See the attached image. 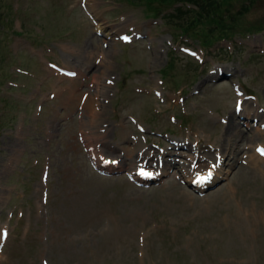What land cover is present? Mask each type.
<instances>
[{
	"label": "rangeland",
	"instance_id": "1",
	"mask_svg": "<svg viewBox=\"0 0 264 264\" xmlns=\"http://www.w3.org/2000/svg\"><path fill=\"white\" fill-rule=\"evenodd\" d=\"M140 1L0 0V264H264V133L240 118L221 140L240 96L264 114V32L214 43L203 26L204 46ZM248 6L237 24L264 27V0ZM197 144L221 171L205 190L179 152ZM142 159L166 172L138 181Z\"/></svg>",
	"mask_w": 264,
	"mask_h": 264
},
{
	"label": "trees",
	"instance_id": "2",
	"mask_svg": "<svg viewBox=\"0 0 264 264\" xmlns=\"http://www.w3.org/2000/svg\"><path fill=\"white\" fill-rule=\"evenodd\" d=\"M144 1V2H142ZM147 6V17L162 18L174 37L192 35L199 37L202 43L209 44L207 34L203 35V26L210 28L213 42L232 39L236 35H248L264 31L256 26L245 29L237 23L254 0H142ZM142 2V3H141ZM240 8L237 9V6ZM201 29V30H200ZM217 32V34H215ZM212 42V43H213ZM213 43V44H214Z\"/></svg>",
	"mask_w": 264,
	"mask_h": 264
},
{
	"label": "bare ground",
	"instance_id": "3",
	"mask_svg": "<svg viewBox=\"0 0 264 264\" xmlns=\"http://www.w3.org/2000/svg\"><path fill=\"white\" fill-rule=\"evenodd\" d=\"M88 3H90V5H89V7H91V8H94L95 6H94V3H92L93 2V0H86ZM97 15V14H96ZM106 24L104 23V22H98V24H97V26H96V34H97V32H98V30H100L99 32H100V34H102V36H103V38L105 37V39H107V42L109 43V44H114V39H113V37H112V34L111 33H109L107 30H106ZM108 38H111V40H109ZM98 41H101L100 40V37H98L97 35H93L90 39H89V42H88V44H90V46H92V45H94V44H97V42ZM89 46V47H90ZM97 46H98V44H97ZM111 49L113 50V52H115V49H113V46H111ZM113 55H114V53H111L110 54V56L109 57H104L103 58V60H102V62H108V63H106V65L108 66L107 68H106V70H105V76H104V78H105V81H104V84H103V86H102V88L104 89V90H106V89H109L110 88V86L109 85H107V80L108 79H110V77L108 76V72H112L113 71V69H114V67L111 65L112 63H111V59L113 58ZM87 58H89V57H91V56H86ZM159 59H160V57H159V55L158 54H156V56H155V58H154V60H153V64L154 65H156V64H158L159 63ZM101 62V63H102ZM110 64V65H109ZM156 66H158V65H156ZM228 68V67H227ZM228 70V72H229V69H227ZM80 73L82 72V71H79ZM217 70H215V71H213L212 72V76H215L216 74H217ZM216 73V74H215ZM74 81H75V79H74ZM73 81V82H74ZM109 81V80H108ZM111 82V81H110ZM60 88H62V87H60ZM56 89V88H55ZM54 89V90H55ZM68 89V88H67ZM156 89H158V91H160L159 90V88L158 87H156ZM63 90V89H62ZM104 90H102L101 91V89H100V91H101V93H104L103 91ZM110 90V89H109ZM56 91H57V89H56ZM59 92H60V90H58ZM70 91V90H69ZM107 91V90H106ZM105 91V92H106ZM109 92V91H108ZM108 92H106V94L108 93ZM73 95H74V97H75V91L73 90ZM91 94V93H90ZM73 95H69L71 98L70 99H73ZM82 96L83 95H81L80 96V101H81V99H82ZM108 96V95H107ZM68 97V96H67ZM66 97V98H67ZM106 97V96H105ZM69 98V97H68ZM78 97H76V99H77ZM66 100V99H65ZM107 100V99H106ZM67 101H68V99H67ZM100 101V100H99ZM100 103V102H99ZM99 103H96V101L94 102V98H92V97H89V98H87L86 100H85V102H84V104L86 105V108H84V110L86 109L87 111H85V112H88V117H89V123H91V124H95L96 122H97V118H98V114H97V111L95 112V110L93 109V108H95L94 107V105L97 107V105H98V107H99ZM81 104V103H80ZM239 104H241L242 105V107H241V110L238 112V111H234L231 115H230V118H229V121H228V123H227V125L225 126V131H224V134H223V136H221V140H224V141H232V136H233V133L234 134H236L237 132H238V127H239V125H240V123H241V121H240V118L243 120V123L244 124H249V126L250 127H252V128H255V130H256V132L259 134V132L261 133V132H263L264 133V130L261 128V127H264V114H261L260 112H259V110L257 109V108H255V107H251L250 105H249V102H248V100H246V98L245 97H239ZM85 105L83 106V107H85ZM99 113V112H98ZM87 114V113H86ZM252 121L251 123H249V121ZM226 123V122H225ZM94 126V125H93ZM241 130V129H240ZM202 137V136H201ZM200 135L197 137L198 138V140L200 141ZM236 137V136H235ZM238 137V136H237ZM196 139V138H195ZM220 140V141H221ZM237 140V139H236ZM179 141H184V142H180V143H186L187 144V141H185V140H179ZM193 141L194 142H196L194 139H193ZM237 142V141H236ZM198 143V142H197ZM238 143V142H237ZM226 144V143H225ZM239 144V143H238ZM222 145V144H221ZM229 145V144H228ZM240 145V144H239ZM173 147H176V148H179V143L177 144V140H174L173 141V145H172ZM233 146V145H232ZM185 147V146H184ZM226 147V146H225ZM171 148V147H170ZM175 148V149H176ZM229 148V147H228ZM238 148V147H237ZM191 149H192V153L191 154H189V155H187V154H184L183 153V151H179L180 153H182L183 154V156H186V157H189L187 160H191L190 162H189V172L192 170V168L190 167L191 166V163L193 162V168H195V169H193V170H195L196 172H198V171H202V169L204 168V170L205 169H207L208 170V172H209V170L211 169V164H207V165H205L204 167H201L200 166V161L198 162V159H197V156H198V154H199V147H198V144H197V147H191ZM225 148H223V150H224ZM236 151L238 150V149H235ZM221 151V150H220ZM138 153V152H137ZM146 153V152H145ZM149 153V152H148ZM226 153H228V152H226ZM232 153V152H231ZM169 154V153H168ZM236 154V153H235ZM138 155V154H137ZM137 155L134 157V158H130V161L133 163V160H135L136 159V157H137ZM147 155V154H146ZM223 155V154H222ZM230 155V154H229ZM139 156V155H138ZM149 156V155H148ZM159 156H161V155H158V157ZM209 156V155H208ZM228 156V155H227ZM236 156V155H235ZM259 156V155H258ZM147 157V156H146ZM145 157V158H146ZM217 157H218V159H220L221 157L220 156H217L216 155V158H215V162L217 161ZM220 157V158H219ZM239 157V156H238ZM237 157V158H238ZM251 157H253V158H256V156H254V155H252ZM148 158V157H147ZM206 158V157H205ZM224 158V157H223ZM233 160H235V161H237L236 159V157H231ZM97 159V158H96ZM103 159H105V158H103ZM115 159V158H114ZM124 159V158H123ZM229 159V158H228ZM227 159V160H228ZM239 159V158H238ZM149 160V159H148ZM148 160H146V161H144V159H142V163H139L138 165H140V166H137L138 168H137V177H139V178H141V171L142 170H145V169H148L150 172H151V174L153 175L152 177H154V176H156V175H158V176H160V174H159V171H160V168H158L159 169V171H156V169L154 168V167H151V166H149L148 164ZM171 160H172V158H171ZM179 160V159H178ZM207 160V159H206ZM232 160V161H233ZM100 161H102V159L100 160ZM116 161H118V160H116ZM153 161V160H152ZM96 162V161H95ZM99 162V161H98ZM153 162H155V161H153ZM231 162V161H230ZM229 162V163H230ZM123 163V162H122ZM174 163V162H173ZM183 163V162H182ZM181 163V164H182ZM211 163V162H210ZM236 163V162H235ZM96 164H98V163H96ZM101 164V163H100ZM131 164V163H130ZM165 164V163H164ZM168 164H169V162H168ZM227 164V163H226ZM120 165H121V163H120ZM157 166H159V165H157ZM176 167H178V164L177 165H175ZM182 166V165H181ZM109 167V166H108ZM160 167H162L163 169V171L164 172H166V168L164 167V165L162 164ZM174 167V166H173ZM222 167V166H221ZM185 168V167H184ZM214 168V167H213ZM216 168V167H215ZM183 169H181V171H182ZM203 170V171H204ZM164 172H160V173H164ZM168 172V171H167ZM189 172H188V176L189 177H193V175H190L189 174ZM185 173H187L186 171H185ZM161 174V175H162ZM212 175H214V169H212L210 172H209V175H208V180H198V181H196V182H194L195 184H197L196 186L197 187H199V188H201V187H203L204 185H207V184H210V183H212L213 182V178H214V180H216V179H218L220 176H221V171L219 170V172L218 173H216V175H214L213 177H212ZM142 176L144 177V175H143V173H142ZM194 178H195V176L193 177V180H194ZM192 180V181H193Z\"/></svg>",
	"mask_w": 264,
	"mask_h": 264
}]
</instances>
